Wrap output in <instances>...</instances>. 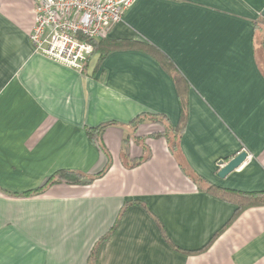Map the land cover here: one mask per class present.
<instances>
[{"label":"crops","instance_id":"crops-1","mask_svg":"<svg viewBox=\"0 0 264 264\" xmlns=\"http://www.w3.org/2000/svg\"><path fill=\"white\" fill-rule=\"evenodd\" d=\"M33 10L0 0V264H88L118 220L95 264H264V206L244 209L201 253L175 249L204 248L238 209L206 186L264 193V0H136L83 72L34 52ZM171 70L188 101L177 154L165 138L141 140L149 119L132 126L158 115L177 126ZM100 126L103 176L18 195L60 170H104L87 133ZM242 151L246 162L220 178Z\"/></svg>","mask_w":264,"mask_h":264},{"label":"built area","instance_id":"built-area-1","mask_svg":"<svg viewBox=\"0 0 264 264\" xmlns=\"http://www.w3.org/2000/svg\"><path fill=\"white\" fill-rule=\"evenodd\" d=\"M34 52L83 72L94 52L89 40L101 39L136 0H32Z\"/></svg>","mask_w":264,"mask_h":264},{"label":"trees","instance_id":"trees-1","mask_svg":"<svg viewBox=\"0 0 264 264\" xmlns=\"http://www.w3.org/2000/svg\"><path fill=\"white\" fill-rule=\"evenodd\" d=\"M89 41L94 46V52L89 57V59L86 61V64L96 54L100 55L99 62L101 63V61L104 59V57L106 55V53H104V52H106L104 50L105 49L104 48L105 42H107L106 38L93 39V40H89ZM134 45H138V46L143 47V49H145L148 53L155 56L158 60L161 61L162 66L167 71L169 69H172V64L166 58H164V55L159 54V56H157V52L159 50L156 49L154 46H150V45H148V46L143 45L142 46L140 44H134ZM86 64L84 66V69L86 67ZM169 75L172 76L175 84L178 85V91L180 92V96H181V89H179V85L182 83V78L180 77L179 73L175 70H171ZM181 98H182V96H181ZM187 109H188V101L186 99H184V97H183L181 100V117H180V120H179L177 126H170L169 124H165L164 120H166V117L165 116H159V115L158 116H142V118L134 120L132 122V126L134 128H136V130H137L138 126L141 123H143L144 119H150L153 123H162L163 125H165L166 130H162L161 132H158L156 134L153 133V134H151V137L156 138V139H160V138L167 139L170 151L173 154H177V152L179 151V143L181 140V136H182V133L185 129L187 119H188ZM102 131H103V127L100 126L98 129H88L87 133H88V137L90 138V140H92L93 142L98 144L99 149L104 153V155L108 159L107 166L105 167L104 170H102L101 172L97 173L96 175H94L92 177H87L86 175H84L80 172H77V171L60 170V171L56 172L54 175H52L41 188H39L35 191H32V192H27V193L18 194V195L31 196L33 194H37L39 192H42L47 187H50V186H53L56 184H62V183L68 184V185H89V184L93 183L96 179L103 176L111 165V157H110L109 152L106 150V148L102 142ZM144 150H146V148H144ZM127 155L125 154L126 158H127ZM148 158H149V156H147L146 158H141V159L137 160L134 165L141 164L142 162H144ZM192 181L194 183H196L200 189L203 190V188L201 187V184H204V182L202 180L197 179V178H192ZM204 190H205V192H208L212 195H215L219 198H222L226 201H229L231 203L236 204L238 206V209L236 210L235 214L232 216L231 220L226 224V226L222 230H220L204 248L193 251V252L183 251V250L178 249L177 247L175 248L177 251L184 253V254H187V255L198 254V253H201V252L205 251L206 249H208L210 247V245L213 243V241L221 234V232H223L224 229L228 225H230L244 209L251 208V207L264 206V193L233 192V191H227V190L217 188L214 185H208L205 187ZM126 208H127V205H125L124 208L122 209L120 217L123 215ZM118 223H119V220L117 221V223L113 227V229L108 234H106L104 237H102L97 242V244L94 246V248L92 249L88 264H95L99 247L102 245V243L105 240H107L114 233V231L117 228Z\"/></svg>","mask_w":264,"mask_h":264},{"label":"water","instance_id":"water-1","mask_svg":"<svg viewBox=\"0 0 264 264\" xmlns=\"http://www.w3.org/2000/svg\"><path fill=\"white\" fill-rule=\"evenodd\" d=\"M261 16L264 17V10L262 11ZM247 158H248L247 152L242 151L227 164H225V162L222 161L220 163V166H222V168L219 171L218 176L220 178H225L226 176H228L229 174L240 168L241 165L246 162Z\"/></svg>","mask_w":264,"mask_h":264},{"label":"rangeland","instance_id":"rangeland-1","mask_svg":"<svg viewBox=\"0 0 264 264\" xmlns=\"http://www.w3.org/2000/svg\"><path fill=\"white\" fill-rule=\"evenodd\" d=\"M149 122L152 124H155V125H153L154 130L150 134H147L145 136L140 137L141 140H143V141H145L146 139H155V138L151 137V134H153V133L156 134L158 132H161L162 130H166L165 125H163L162 123H153L150 119H149ZM134 142L137 143V141H134Z\"/></svg>","mask_w":264,"mask_h":264}]
</instances>
